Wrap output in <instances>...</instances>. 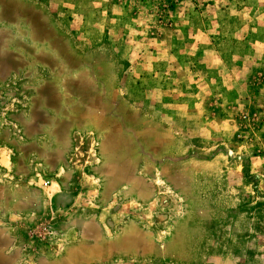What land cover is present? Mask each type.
<instances>
[{"label": "rangeland", "instance_id": "1", "mask_svg": "<svg viewBox=\"0 0 264 264\" xmlns=\"http://www.w3.org/2000/svg\"><path fill=\"white\" fill-rule=\"evenodd\" d=\"M0 264H264V0H0Z\"/></svg>", "mask_w": 264, "mask_h": 264}, {"label": "crops", "instance_id": "2", "mask_svg": "<svg viewBox=\"0 0 264 264\" xmlns=\"http://www.w3.org/2000/svg\"><path fill=\"white\" fill-rule=\"evenodd\" d=\"M73 201H74V194L72 192L70 193L66 191V192L60 193L59 195L55 197V200H54L55 209H59V211L62 212L64 211L63 209L64 205L70 204ZM84 218H85L84 216H80V215H78V217L74 216L73 220L70 221V223L73 224V225L70 224L72 228L70 226H67V227H70L72 232H74V229L78 230L79 227H83L85 225L86 222ZM58 225H60V223Z\"/></svg>", "mask_w": 264, "mask_h": 264}, {"label": "built area", "instance_id": "3", "mask_svg": "<svg viewBox=\"0 0 264 264\" xmlns=\"http://www.w3.org/2000/svg\"><path fill=\"white\" fill-rule=\"evenodd\" d=\"M47 185H48V183L45 182V183H44V187L47 186ZM30 232H31L30 235H33V236H35L34 233H36V232H37V234H39V235H41V236H44L45 233H46V227L43 226V225H41V226L39 227L38 230L35 229L34 231H30ZM39 238H40V237H39Z\"/></svg>", "mask_w": 264, "mask_h": 264}]
</instances>
